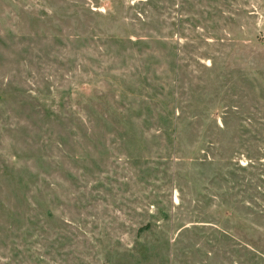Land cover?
I'll use <instances>...</instances> for the list:
<instances>
[{
	"label": "rangeland",
	"instance_id": "1",
	"mask_svg": "<svg viewBox=\"0 0 264 264\" xmlns=\"http://www.w3.org/2000/svg\"><path fill=\"white\" fill-rule=\"evenodd\" d=\"M0 264H264V0H0Z\"/></svg>",
	"mask_w": 264,
	"mask_h": 264
}]
</instances>
